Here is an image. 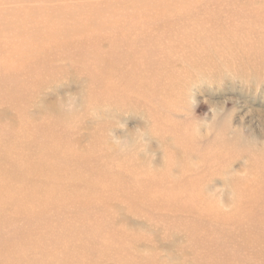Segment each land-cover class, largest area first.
<instances>
[{
    "label": "rangeland",
    "instance_id": "rangeland-1",
    "mask_svg": "<svg viewBox=\"0 0 264 264\" xmlns=\"http://www.w3.org/2000/svg\"><path fill=\"white\" fill-rule=\"evenodd\" d=\"M0 151V264H264V0H0Z\"/></svg>",
    "mask_w": 264,
    "mask_h": 264
},
{
    "label": "clouds",
    "instance_id": "clouds-1",
    "mask_svg": "<svg viewBox=\"0 0 264 264\" xmlns=\"http://www.w3.org/2000/svg\"><path fill=\"white\" fill-rule=\"evenodd\" d=\"M58 112L62 115L63 125L66 129H73L78 127L82 117L85 115L88 117H92L95 119H100L98 112L96 111V107L94 102L88 96H79L73 93H67L65 97L60 98L58 100ZM123 127V126H122ZM107 135L110 140V145L114 148L117 154L121 157H130L134 155H138L141 152L145 151V137L148 133L143 129H136L130 136V138L126 140H121L120 138H116L110 131L107 132ZM210 163L215 165L218 163L216 160H211ZM193 167H200V161H192ZM241 172H232L225 176V179L231 183L232 179L240 174ZM219 191V189H217ZM205 192V188H204ZM232 195V192H231ZM207 196L210 198H214V194L208 193ZM220 203L225 205L221 198H219ZM226 206V205H225ZM227 207V206H226ZM163 264H178L173 258H163Z\"/></svg>",
    "mask_w": 264,
    "mask_h": 264
},
{
    "label": "bare ground",
    "instance_id": "bare-ground-1",
    "mask_svg": "<svg viewBox=\"0 0 264 264\" xmlns=\"http://www.w3.org/2000/svg\"><path fill=\"white\" fill-rule=\"evenodd\" d=\"M26 147H28V145H25ZM32 147H35V148H38V149H41L42 150V142L41 143H38V145L37 146H32ZM2 152L3 151H0V155L2 154ZM8 157H10L12 154H6ZM19 159L15 162V163H13V161H12V163H13V165L14 166H19V165H22L21 163H20V161L22 160V158H24V157H22V156H19L18 157ZM64 157H62V159H63ZM66 158V157H65ZM25 161H26V158H24V161H23V164L25 163ZM6 162L7 163H10V161H9V158H7L6 159ZM29 167H33V166H29ZM26 169H28V167L26 168ZM128 169V168H127ZM131 169H133V168H131ZM237 213V212H236ZM236 213H233L232 215H235ZM221 217H227V216H221ZM243 249H242V258H244L246 261H248L249 259H246V248H247V246H245V245H243ZM212 249L214 250V246L212 245ZM236 259L234 258L233 259V261H235ZM244 260V261H245Z\"/></svg>",
    "mask_w": 264,
    "mask_h": 264
}]
</instances>
